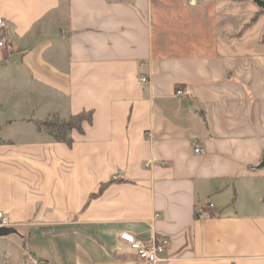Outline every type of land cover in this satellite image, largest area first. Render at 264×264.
Here are the masks:
<instances>
[{
    "label": "crops",
    "instance_id": "0c3cea01",
    "mask_svg": "<svg viewBox=\"0 0 264 264\" xmlns=\"http://www.w3.org/2000/svg\"><path fill=\"white\" fill-rule=\"evenodd\" d=\"M0 19V264H142L123 233L168 240L161 264H264L263 8L0 0ZM85 112L71 144L34 124Z\"/></svg>",
    "mask_w": 264,
    "mask_h": 264
},
{
    "label": "built area",
    "instance_id": "2783aa9c",
    "mask_svg": "<svg viewBox=\"0 0 264 264\" xmlns=\"http://www.w3.org/2000/svg\"><path fill=\"white\" fill-rule=\"evenodd\" d=\"M187 4L193 5L197 3V0H184ZM0 47L4 48L6 43L8 42L7 39V31H6V24L3 19H0ZM149 78L143 76L139 79L140 84H148ZM176 96L180 98L187 97V94L184 90L178 89L176 92ZM204 150L201 146L195 147V153L201 154ZM209 208H214V204L209 205ZM213 216L208 210H200L198 211V218L200 220H207L211 219ZM10 217L4 213L0 212V229L1 228H10L11 227ZM122 242L127 244L130 247V250L133 251L138 260L142 262V264H161L164 262L163 255L168 249L169 242L168 240H141L133 236L129 233H123L120 236ZM33 264H38V262L32 261Z\"/></svg>",
    "mask_w": 264,
    "mask_h": 264
},
{
    "label": "trees",
    "instance_id": "16d2710c",
    "mask_svg": "<svg viewBox=\"0 0 264 264\" xmlns=\"http://www.w3.org/2000/svg\"><path fill=\"white\" fill-rule=\"evenodd\" d=\"M257 16L246 25L244 28L247 29L254 22L257 21ZM92 114L91 113H82L76 116H71L69 118H61L59 115L55 114L43 121H34L35 126L39 132L43 130H51L53 131L61 140L66 144H71L72 140L69 138L70 133L74 130L83 131V125L85 122H91ZM103 191V188H102Z\"/></svg>",
    "mask_w": 264,
    "mask_h": 264
},
{
    "label": "water",
    "instance_id": "95a60500",
    "mask_svg": "<svg viewBox=\"0 0 264 264\" xmlns=\"http://www.w3.org/2000/svg\"><path fill=\"white\" fill-rule=\"evenodd\" d=\"M254 1L259 7L264 9V1L263 0H254ZM262 167H264V160L260 165V168H262ZM13 233H15V230L12 228H1L0 229V237H5V236H8V235L13 234Z\"/></svg>",
    "mask_w": 264,
    "mask_h": 264
},
{
    "label": "rangeland",
    "instance_id": "374dc122",
    "mask_svg": "<svg viewBox=\"0 0 264 264\" xmlns=\"http://www.w3.org/2000/svg\"><path fill=\"white\" fill-rule=\"evenodd\" d=\"M8 115H9V113H8ZM14 115V114H13ZM10 119H12V118H10ZM11 238H15L16 240H18L17 238H18V236H16V235H11ZM22 245H23V243H22Z\"/></svg>",
    "mask_w": 264,
    "mask_h": 264
}]
</instances>
